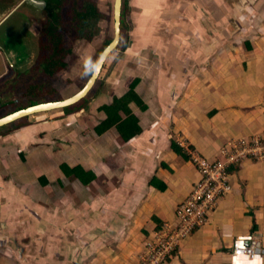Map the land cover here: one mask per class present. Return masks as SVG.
Masks as SVG:
<instances>
[{"label":"crops","instance_id":"obj_1","mask_svg":"<svg viewBox=\"0 0 264 264\" xmlns=\"http://www.w3.org/2000/svg\"><path fill=\"white\" fill-rule=\"evenodd\" d=\"M156 2H164L172 7L176 5L173 0H128L127 4V30L133 34L132 47L135 45V50L147 47L154 49L153 45L158 44L159 53L164 56L166 63L165 67L162 66V71L157 70L155 83L149 84V100L144 99L139 92L141 81L135 86L136 92L146 104L144 110L134 108L135 105L131 104L134 113L139 117V134L124 141L115 128L101 134L95 133L93 126L104 117L101 111H95L90 120L88 114L84 115V120L77 125L71 124L74 117L44 112L43 117L35 118L36 121L25 124L15 132L16 136L19 133L17 140L21 141V146L30 143L37 145L34 146L37 152L31 154L33 161H29L32 166L42 153L41 145L38 144L59 145L58 139H63L67 144L64 152L67 158L70 154L75 155L70 150L78 152L74 159H77L82 169L86 168V164L90 168L98 167L96 173L92 171L95 174L94 179L99 180L98 176L104 175L103 179L111 184L110 197L104 199L101 195V208L98 206V210H95L103 211L101 216L104 217V208L110 207L111 211L114 210L113 217L121 216L120 223H124L122 230L84 264H137L138 255L144 249L143 241L146 235L150 236L155 231L156 224L174 225L175 210L188 196L198 175L195 165L189 159L185 160L171 149V140L179 142L187 154L196 152L205 160L213 162L220 159L219 148L230 139L249 135L264 137V3L247 21L250 28L247 33L237 38L232 29L226 27L223 34L226 32L229 35L228 41L213 54L204 52L200 58L198 54L202 53L207 41L221 33L214 30L208 32L206 25L215 26V23H220L224 17V8H216L215 19H208L203 24V18L197 19L196 16L212 11L215 1L186 0L179 11L176 6L175 13L167 12L168 19L165 20L152 15ZM190 3L197 11L195 14L190 9ZM200 5L205 6L208 11L202 9L198 12L195 6ZM200 24L204 29L199 28ZM165 40L168 42L164 43ZM187 44L193 47L186 48ZM172 57L178 58L185 65L187 74L181 80L182 83L177 84V95L168 121L169 128L164 133L156 124H160V111L168 100L166 90L171 80L167 79V75L172 71ZM12 70L17 69L7 63L0 49V76ZM117 86L120 87L118 84ZM125 90L126 87L115 96H120ZM111 99L99 105L109 103ZM152 111V117L147 119ZM87 127L89 131H86ZM152 130L156 132L153 141L157 145L148 148L149 156H146L145 148ZM51 136L54 139H50ZM69 136L77 139L79 151ZM7 149L0 145V174L10 166L9 156L14 152L13 149ZM92 150L94 156H87V153H93ZM47 153L51 155L55 152L48 148ZM63 160L70 166L75 165L72 160ZM6 162L9 165L4 167ZM43 172L50 180L48 174H52V171L48 169ZM23 173L24 176L20 177ZM228 174L230 192L217 201L204 226L176 242L172 251L173 257L165 264H229L231 242L243 235L251 237L254 251L260 255L261 264H264V161H240L229 167ZM35 175L24 170L17 177L27 185L31 176ZM34 178L38 179V175ZM152 178L159 181L160 189L151 186ZM64 179L69 183L68 179ZM77 183L81 186L89 185ZM0 184V203L7 196L10 209L15 208L12 213L5 209L4 214L8 219L4 220L6 227L2 225L3 220L0 217V264H62L60 261L63 258L61 260L59 256L71 249L73 242L69 241L65 246L56 238L57 244H47L44 240H38V244H28L30 237L38 238L33 231L35 224L32 222V210L39 215L41 221L49 222V229L43 234L47 237L51 227H59L65 223L68 212L82 204L89 207V203L82 200L77 206H71L69 195L59 199L55 193L48 199V196L45 197L42 202L31 201L26 195L23 197L25 193L20 194L19 191L18 201L25 206L20 210V207L17 209V192L10 180ZM17 184L23 188L19 183L15 184L17 187ZM87 192V189L82 190L80 198ZM13 194L15 198L12 197ZM61 198L64 199L62 203L59 202ZM96 200L97 204L99 198ZM19 234L22 239L25 234V244H14L15 240L8 238L9 235ZM62 234H67L64 227ZM4 237L8 239L2 240ZM11 240L13 244L10 243ZM22 247L29 250L28 254Z\"/></svg>","mask_w":264,"mask_h":264},{"label":"rangeland","instance_id":"obj_2","mask_svg":"<svg viewBox=\"0 0 264 264\" xmlns=\"http://www.w3.org/2000/svg\"><path fill=\"white\" fill-rule=\"evenodd\" d=\"M82 0H74V6H79ZM94 1L97 6V10L101 14V18L97 20L95 23L96 30L91 32L92 37L89 40L81 39L77 32L73 29L72 22H70V1H66L62 5L61 16L59 17V34L61 38V45H62V59L61 61L64 63L62 68L56 72L53 76L45 77L41 68H39V62L44 56L42 53H48V49H45L44 52H40L39 40L43 35V30L45 28V23L47 20L46 14L43 15L44 12H40V15H37V23L32 26V23H28V30L31 31V38L37 39L36 43L35 40H32L31 43H28V46H33L35 48V54H32V59L30 61L24 62L22 64V68H18L15 71H7L3 76H0V117L3 114H7L12 112L17 106H27L31 105L29 102L36 100L35 97H25L23 94L29 89V85H35L41 89L39 92L42 94L45 93L46 89L54 88L56 86L57 91L55 89L54 93H50V98H65L71 94H73L76 90H78L86 80L91 67L96 58V52L99 50L104 42L105 39H112L113 38V17L111 16V6L112 0H89ZM194 2V0H189ZM173 4V2H172ZM3 9V8H2ZM190 9H193L192 4L190 3ZM20 10V9H18ZM194 10V9H193ZM195 11V10H194ZM20 12V11H19ZM173 13L176 12V5L172 10ZM17 19V15L10 18L9 22H15ZM127 23V21H126ZM129 30V29H128ZM127 30V32H128ZM125 35L126 32L122 31ZM45 40V39H41ZM30 41V39H29ZM28 41V42H29ZM132 39H129L127 47L123 48V39H120L118 45L110 52V54L104 59L103 67H101V74L99 77L96 78L95 82L93 83L92 87L84 96L83 104H80V109L77 111H68L70 113L69 116L74 117L70 122L72 125H77L82 122L85 118L84 115H89L88 118L94 117L96 105H99L101 102L108 101L111 99L112 95H118L121 91H124L125 87L127 86L128 82L133 80L134 78L138 79L141 83V87L139 92L143 96L144 99L150 98L151 89L149 88L150 82L155 83V79L158 77L156 73L159 68L162 66L165 67V63L159 59L157 56L158 51L155 49H137L133 50L132 47ZM48 44V43H47ZM42 54V55H41ZM192 59V58H191ZM91 63L88 66V63ZM191 64V61H189ZM198 62V61H196ZM200 65V64H197ZM39 68V69H38ZM38 71H41L38 73ZM160 77V73H159ZM117 84L121 87H118ZM114 85V87H112ZM54 90V89H53ZM28 93V92H27ZM149 94V96H148ZM32 99V100H31ZM10 100V101H9ZM12 100V101H11ZM54 100V99H53ZM59 100V99H55ZM149 100V99H148ZM158 105V103H157ZM138 108V107H134ZM139 109V108H138ZM141 110V109H140ZM51 113L54 115L64 114L65 112L62 111V108H57L53 110H47L43 112H38L37 114H30L21 118H18L12 122L3 124L0 126V145L2 147H7V150L13 149L14 152L9 156L10 166L0 174V183L2 181L4 183L7 180H10L12 187L17 192V201H18V193L20 194L25 193L27 197L31 199V201H43L45 197L47 199L51 196L52 193H55L56 197H63L67 198L69 195V199L72 202V205H76L80 202H87L89 203L88 209H91V212L95 211V201L96 199L104 196V199L108 198L111 194V184L106 182L103 179L104 175L98 176L99 180L94 179L89 183V185L81 186L75 180L70 179L66 183L62 172H59L58 163L63 161V159H67L68 162L72 160L73 164L79 163L74 159L76 157V153L72 150L69 157L64 155V152L67 149V144L64 143L63 139H58L59 145L56 143L51 144H38L42 149V153L38 156L37 162L32 166L29 161H33L31 154L37 152V149L32 143L28 145L21 146V141L17 140V136L15 132L19 130L22 125L21 123L28 119L29 121H33L35 118L43 117V113ZM74 112V113H72ZM153 111L147 115V119L152 117ZM26 117V118H25ZM36 121V120H34ZM92 122V121H91ZM91 125V124H90ZM27 130V128L25 129ZM24 130V132H25ZM28 131V130H27ZM30 131V130H29ZM89 128L87 127V130ZM85 131V133H86ZM26 134V132H25ZM62 136V135H61ZM66 138V136H62ZM72 139L73 145L78 147L77 139L74 137L69 136ZM87 137V136H86ZM58 138V137H57ZM50 139H54V137H50ZM48 148L54 150L55 153L48 154ZM76 149V150H77ZM21 150L23 152L24 159L21 161L20 153ZM59 150H62L59 151ZM75 150V151H76ZM79 151V149H78ZM93 151V150H92ZM51 153V152H50ZM93 153H87V156L93 155ZM31 158V159H30ZM34 159V158H33ZM7 161V159H6ZM75 161V162H74ZM9 164L6 162L4 167L8 166ZM37 165V166H36ZM69 165V164H68ZM70 166V165H69ZM33 167V168H32ZM89 167V168H88ZM52 171V174H48L50 178V183L47 185L42 186L41 183L37 178H34L36 175H40L45 170ZM90 171H98V167L90 168L89 164H86V168ZM26 171L29 173H35L36 175L28 181L33 182L32 184L29 182L27 186L23 184V181H20L19 173L22 171ZM56 171V173H55ZM24 173L20 176L23 177ZM30 176V175H28ZM97 177V176H96ZM59 182L62 181V184ZM95 181V182H94ZM51 182H53L51 184ZM16 183L21 184L23 188H21L18 184V187L15 185ZM0 186H2L0 184ZM7 187V185H5ZM61 187V188H60ZM99 187V188H98ZM87 189L88 192L84 197L80 198V193L82 190ZM98 189V190H97ZM103 193V194H102ZM98 195V196H97ZM102 195V196H101ZM15 198V195L12 196ZM98 197V198H97ZM7 196L1 199L0 207L3 209L0 210V217L2 220L6 219L7 215L4 214V206L8 202ZM61 198L59 202L62 203L64 199ZM60 199V198H59ZM14 200V199H13ZM58 200V199H57ZM83 200V201H82ZM100 203V202H98ZM78 205V204H77ZM76 205V206H77ZM53 206V205H52ZM20 207L25 208L24 204H20L19 201L17 205V209ZM15 208H11L14 210ZM8 220V219H7ZM69 222V221H67ZM72 220H70V223ZM69 225V236L70 239L77 238V231H74L72 225ZM65 227V226H64ZM67 229V227H66ZM68 233V231H67ZM20 234L18 236L11 237L13 238L14 243L25 244V241L21 238ZM10 244V243H9Z\"/></svg>","mask_w":264,"mask_h":264},{"label":"water","instance_id":"obj_3","mask_svg":"<svg viewBox=\"0 0 264 264\" xmlns=\"http://www.w3.org/2000/svg\"><path fill=\"white\" fill-rule=\"evenodd\" d=\"M173 1L178 7L179 11V8L181 7V5L185 4L184 2L186 0ZM212 2H214L213 7L211 9L212 11L206 10V7L203 5H200L198 7L195 6V8L198 9V12H201L202 9H204L205 12L208 11L202 16H196L197 19L200 17L203 18V21L201 22L203 24L207 23L208 19H215L214 13L216 8H224V17L221 19L220 23H215V26L206 25L208 32L209 30H214L215 32L221 33H219L216 38L210 39L209 41H207V43L205 42L206 44L202 48V53L198 54L200 58L202 57L204 52L208 54H213V52H215V50L219 48V46L228 41L229 35L226 34V32L223 34L224 30H226V27H229L228 29H232V32L235 33L234 36L237 38L247 33V31L250 29L248 27L247 21L249 20V18L255 15L257 11L260 10V7L264 3V0H212ZM45 7V0H0V49L2 50L6 61L10 66H13L16 69H20L23 67L22 64L24 62L30 61L32 59L31 55L35 54V48L33 46H28V43H31L32 40H35L36 43L37 39L31 38V31L28 30L27 25L28 23H32V26L36 24L38 19L37 15H40V12H44V15ZM122 7L123 0H112L111 16L113 17V38L102 48L95 60V63L90 71L89 76L76 92L59 100L40 102L16 109L0 117V126L33 113L62 108L64 106L75 103L83 96H85V94L92 87L100 71L104 59H106L107 55L118 45L121 39L120 23ZM173 9L174 7L167 5L164 2H156L154 3L152 8V15L161 18L163 17L162 20H165L168 19L166 18L167 12H172ZM196 12L197 11L193 13L195 14ZM16 15V21L9 22L10 18ZM228 24L230 25L228 26ZM199 28L201 30L204 29L202 24H200ZM15 32H18L19 34L17 35V33ZM166 41L167 40L163 42L166 43ZM185 47L192 48L193 46L187 44L185 45ZM153 48L158 51L157 56H159V59L165 63L164 56L159 53L160 49L158 44L153 45ZM171 61L172 71L170 73L168 72L167 75V79L171 80L169 87L166 90L168 100L165 103L164 109L163 107L161 108V118L159 119L160 124H156L158 129L162 130V132L164 133H166L169 128L168 121L173 101L177 95V84L179 83L180 85L182 83L181 80H184L185 74H187L185 65L182 64L178 60V58L172 57ZM159 69H161L159 71H162V67ZM155 133L156 132L153 130L149 132V143L146 145L145 148L146 156H149L148 148H154L157 145L156 143L154 144L153 141V135ZM142 157H144V155ZM24 196L25 194H23V197ZM9 202L10 201L5 204L4 208H7L8 212L12 213V210L10 209L11 205L9 204ZM98 202L100 203L95 204L96 210H98V206L101 204V202H103L101 197L99 198ZM20 204L21 202H19V206ZM125 205L127 206V203ZM100 208L101 206H99V209ZM1 209H3V207H0V210ZM96 210L91 212V209H88L87 206H84L83 204L78 205L77 209H73L70 213L68 212V214L66 215V221L64 224H62V226H53L50 228L51 232L50 235L47 237H45L43 234L45 233V231H48L47 229H49V222L41 221L39 215L34 210H32V222H34L35 224L33 231L35 233L34 235L38 238L30 237L31 239L29 240L28 244H38V240H44V242L47 244H57L58 238L61 240L62 245L65 246L66 243H68L69 241L73 242L71 249L66 250L59 256L61 260L63 258V261L60 262H62V264H84L88 260V258L91 257L97 250L107 245L108 241H110L112 238H116V235L122 230L124 224L120 223L122 221L120 215H118L117 217L112 216V212H114V210L111 211L110 207L104 208V217L101 216L103 214V211ZM4 220L2 225L6 223ZM70 220H72L71 223ZM108 222H110V225H108ZM67 224L72 225V227H74L72 229L74 231H77L76 239H70L69 225ZM4 226L6 227V224ZM62 227H64L65 229L67 227V234H62ZM11 237L15 238V236H8L9 239ZM8 238L4 237L2 238V240H7ZM24 238L25 234L23 236V239ZM10 243L13 244V241L11 240ZM16 244L20 243L18 242ZM22 248L27 251L28 254L29 250L24 247Z\"/></svg>","mask_w":264,"mask_h":264},{"label":"trees","instance_id":"obj_4","mask_svg":"<svg viewBox=\"0 0 264 264\" xmlns=\"http://www.w3.org/2000/svg\"><path fill=\"white\" fill-rule=\"evenodd\" d=\"M66 1H70L69 3L72 4L70 6V10H71L70 22H72L73 29L77 32L78 36L81 39H86V40L91 39L92 37L91 32L92 31L94 32L96 30L95 23L99 18H101V14L97 10V6L94 1L82 0L80 5L76 7L74 6V0H46L45 14L47 20L45 23V28L43 30V35L41 37V39H45V40L43 41L40 39L39 46H40V52H44L45 49H48V53L47 54L42 53L44 56L39 62V68H41V71H43L45 77H49V78L53 76L56 72H58L64 65V63L61 61L62 45L60 38L61 36L59 34V17L61 16L62 5ZM127 4H128V0H123V9L121 12V23H120L121 39H123L124 42L123 48L124 47L126 48L129 42L128 36L126 34L124 35L122 32L123 30L124 32H126L128 28V25L126 23V16L128 13ZM111 40L112 39L104 40L101 48L96 52V58L100 53V51L102 50V48ZM90 64L91 63L89 62L88 66H90ZM101 67H103V65ZM101 69L102 68H100L97 77H99V75L101 74ZM41 71H38V73ZM138 81H139L138 79L134 78L133 80L128 82L126 86V90L123 94H121L120 96L114 95L111 99V102L96 106L95 111L103 112L104 117L95 126H93L95 133L101 134L110 128H115L119 136L124 141H128L129 139H131L132 137H134L135 135L141 132L139 117L137 114L134 113L133 108L131 106V104H133L135 105V107H138L141 110H144L146 108V104L144 103L143 99L135 90V86L137 85ZM35 87L37 86L29 85L28 86L29 89L25 92V94H23V96L25 97H28V95L29 97H35L36 100L29 102V104L51 101L53 99L54 100L61 99V98H50L51 96L50 93H54L55 89L57 91L56 86L54 88H49V90L46 89L45 93L47 94L40 93L39 91L41 89L39 88L35 89ZM83 102H84V96L75 103L62 107V111L64 112L66 111V112L64 114L62 113L59 115L69 116L70 113H68V111L69 110L77 111L78 109H80L79 108L80 104H83ZM22 107L23 106H17L14 110ZM27 121L28 120L25 119V121H23L21 124L22 125L28 124ZM170 147L179 156L185 158V160L189 159V155L186 153V151L183 150L181 147H179L174 140H171ZM20 157H21V161H23L24 156L22 150L20 153ZM58 169L60 173L62 172L64 178L68 180L70 179H73L75 181L77 180V182L81 184L90 183L95 178V174L92 171L84 170L78 164L74 166H69L66 160L60 161L58 163ZM38 180L42 185H47L48 183H50L49 182L50 180H48L47 176L45 175V172H42L40 175H38ZM57 181L59 182V179ZM60 182L62 184V181ZM151 186L157 187L159 189L161 187L159 181H157L155 178H152ZM161 189H163V187ZM162 227L163 225L161 226L159 224H156L155 231L161 230ZM142 233H144L143 230ZM146 236L148 237V235ZM173 250L174 249H172L168 254L164 255V261H163L164 264L168 263L169 260L172 259Z\"/></svg>","mask_w":264,"mask_h":264},{"label":"built area","instance_id":"obj_5","mask_svg":"<svg viewBox=\"0 0 264 264\" xmlns=\"http://www.w3.org/2000/svg\"><path fill=\"white\" fill-rule=\"evenodd\" d=\"M189 153L198 179L188 197L176 208L174 225L165 224L153 234L145 251L139 255L138 264H163L164 255L175 247L178 239L206 222L215 202L230 192L229 167L247 159L264 161V137L249 135L230 139L219 148L220 159L213 162L196 152ZM255 258L249 236L238 237L232 242L230 264H255Z\"/></svg>","mask_w":264,"mask_h":264},{"label":"clouds","instance_id":"obj_6","mask_svg":"<svg viewBox=\"0 0 264 264\" xmlns=\"http://www.w3.org/2000/svg\"><path fill=\"white\" fill-rule=\"evenodd\" d=\"M111 8H112V6H111ZM122 9H123V7H122ZM122 12V11H121ZM175 141V140H174ZM175 143L179 146V147H181V148H183L182 147V145H180V143L179 142H176L175 141ZM188 155H189V160L192 162V160H191V158H190V153H188ZM193 163V162H192ZM194 164V163H193ZM228 179H229V174H228ZM192 186H193V184H192ZM192 186H191V189H192ZM191 189H190V191H189V193L191 192ZM189 195V194H188ZM226 196V195H225ZM188 197V196H187ZM186 197V198H187ZM224 197V196H223ZM222 197V198H223ZM185 198V199H186ZM222 198H220V199H222ZM184 199V200H185ZM219 199V200H220ZM183 200V201H184ZM182 201V202H183ZM218 201V200H217ZM217 201L215 202V205H214V207H213V209H212V211L209 213V215L207 216V219H206V222L202 225V226H204L206 223H207V221H208V218H209V216H210V214L213 212V210L215 209V207H216V203H217ZM174 220H175V218H174ZM175 223V222H174ZM165 225V224H164ZM163 225V226H164ZM202 226H199V227H195V228H193L187 235H184L182 238H180V239H178L176 242H178V241H180L181 239H183V238H185V237H187L193 230H196V229H198V228H201ZM163 228V227H162ZM156 231H154L153 233H151V235L150 236H148V237H146L145 239H144V241H143V244H144V249L139 253V255L140 254H142L144 251H145V247H146V243L152 238V236H153V234L155 233ZM243 236H249V235H243ZM238 237H242V236H238ZM237 237V238H238ZM250 237V236H249ZM236 239V238H235ZM235 239H233L232 240V242L235 240ZM250 240H251V237H250ZM232 242H231V245H232ZM176 244V243H175ZM231 245H230V253H231ZM175 248V247H174ZM173 248V249H174ZM230 253H229V255H228V257H229V259H228V261H229V264H230ZM254 254L256 255V257L257 258H255V259H253L254 260V263L256 264L257 262H259V264H261V257H260V255L258 254V253H256L255 251H254ZM139 255H138V257H139ZM138 260H137V264H138ZM252 263V262H251ZM163 264H164V262H163Z\"/></svg>","mask_w":264,"mask_h":264},{"label":"flooded vegetation","instance_id":"obj_7","mask_svg":"<svg viewBox=\"0 0 264 264\" xmlns=\"http://www.w3.org/2000/svg\"><path fill=\"white\" fill-rule=\"evenodd\" d=\"M45 2H46V0H45ZM15 33H17V35L19 34L18 32H15ZM126 35L128 36V39H133V34H132V32H127V30H126ZM87 79V78H86ZM77 91V90H76ZM75 91V92H76ZM10 113V112H9ZM73 113V112H72ZM34 114H37V113H34ZM32 121H27V123H31ZM238 138H240V137H238ZM235 139H237V138H235ZM76 182V181H75ZM42 185V184H41ZM42 186H44V185H42ZM109 242V241H108ZM108 242H107V244H108Z\"/></svg>","mask_w":264,"mask_h":264},{"label":"bare ground","instance_id":"obj_8","mask_svg":"<svg viewBox=\"0 0 264 264\" xmlns=\"http://www.w3.org/2000/svg\"><path fill=\"white\" fill-rule=\"evenodd\" d=\"M135 48H136V46L134 45V46H133V50H134Z\"/></svg>","mask_w":264,"mask_h":264}]
</instances>
